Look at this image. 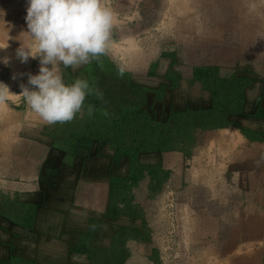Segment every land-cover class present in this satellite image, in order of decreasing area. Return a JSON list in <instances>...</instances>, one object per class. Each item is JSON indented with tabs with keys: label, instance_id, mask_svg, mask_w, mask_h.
<instances>
[{
	"label": "crops",
	"instance_id": "0c3cea01",
	"mask_svg": "<svg viewBox=\"0 0 264 264\" xmlns=\"http://www.w3.org/2000/svg\"><path fill=\"white\" fill-rule=\"evenodd\" d=\"M115 4L99 62L116 72L124 66V80L147 89L145 112L173 135L160 152H139L132 162L160 164L168 184L171 176L180 183L173 197L168 191L179 212L168 242L191 244L194 255L162 258L264 264V0ZM60 71L66 82L77 77ZM18 98L0 107V264L156 261L147 216L119 198L129 155L97 131L88 96L85 115L52 125Z\"/></svg>",
	"mask_w": 264,
	"mask_h": 264
},
{
	"label": "clouds",
	"instance_id": "9594fccd",
	"mask_svg": "<svg viewBox=\"0 0 264 264\" xmlns=\"http://www.w3.org/2000/svg\"><path fill=\"white\" fill-rule=\"evenodd\" d=\"M26 3L25 32L30 41L20 43L16 56L21 63L38 59L40 67L37 74H28L19 94L42 122L49 125L70 122L81 113L88 95L95 93L102 97V93L84 78L66 82L60 68L75 72L107 55L113 12L103 0H26ZM0 63L7 65L9 59L0 58ZM117 71L122 76L124 66L118 65ZM16 78L13 74V79ZM10 92L0 82V101L7 99ZM88 111L92 113L91 105Z\"/></svg>",
	"mask_w": 264,
	"mask_h": 264
},
{
	"label": "rangeland",
	"instance_id": "374dc122",
	"mask_svg": "<svg viewBox=\"0 0 264 264\" xmlns=\"http://www.w3.org/2000/svg\"><path fill=\"white\" fill-rule=\"evenodd\" d=\"M115 2L117 0H103V3L106 4L105 6L109 8H115ZM26 7V0H0V58L9 59L7 65L0 63V82L6 84L11 91L8 93L7 99L0 101V107L2 105L15 107L16 105L14 104L19 102L18 97L21 99L19 94L21 92L20 85L27 83L29 73L37 74L39 71L40 64L38 59L30 58L27 63H21L16 56V50L20 43L30 41V37L25 32L27 30L25 21ZM122 9L127 14H130L129 16L134 11L127 3L122 5ZM76 72L77 77H82L81 70ZM13 74H16V79H13ZM86 104L84 103L81 111L83 115H85L87 110L86 106L88 105ZM147 113L151 116L148 111ZM146 125H148L147 120L139 116L128 119L120 128H116L114 132L119 142V150L137 156L139 154H137L138 149L153 141L154 128L158 129V126L161 127L162 124L159 121L153 124L151 128ZM129 166V174L123 181V191L121 192L122 195L119 194V198L128 199L130 197L135 202L136 209L142 210L141 213L147 216L151 224L155 245L154 255H156L157 260L148 261L147 264H167L162 255H194L193 245L188 243L178 245L173 241L172 243L168 242L169 232H172L173 224L174 230L178 231L176 226V217L179 213L176 209L178 200L172 201L173 198H168V191L173 197V190L180 184L178 178L169 177L170 184H168L167 179H163L160 164L146 167L130 162ZM168 185L170 187L167 188ZM181 185H185L183 179L181 180ZM169 209L172 215L171 218H174L173 222L172 219L169 220L167 215ZM184 216L183 212L181 231L184 230L183 234L188 235L190 230L186 228L188 221L184 219ZM169 221L173 224H169ZM129 255H136V253ZM137 264H143V261L138 260Z\"/></svg>",
	"mask_w": 264,
	"mask_h": 264
},
{
	"label": "trees",
	"instance_id": "16d2710c",
	"mask_svg": "<svg viewBox=\"0 0 264 264\" xmlns=\"http://www.w3.org/2000/svg\"><path fill=\"white\" fill-rule=\"evenodd\" d=\"M87 77L90 86L102 93V97L93 93L88 95L87 99L93 108L94 115H98L99 128L97 131L101 136L104 137L105 135L104 140L112 141L116 139L114 130L125 124L130 115L145 118L147 124L151 125H146L148 128L157 123L155 121L153 123L151 116H148L145 112L147 89L144 87L125 81L123 75H119L109 66L97 61L92 64ZM105 112L107 115L104 114ZM158 127V129L154 128L153 141L138 149L137 154L143 151L153 152L164 149L163 146L168 143L173 135L167 131V135L164 136L163 125ZM128 155L130 162H134L136 159L135 154L129 153Z\"/></svg>",
	"mask_w": 264,
	"mask_h": 264
}]
</instances>
